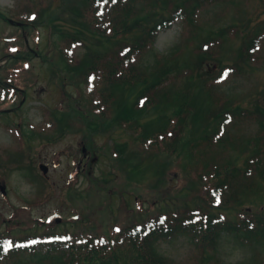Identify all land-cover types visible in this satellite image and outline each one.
<instances>
[{
  "label": "trees",
  "instance_id": "trees-1",
  "mask_svg": "<svg viewBox=\"0 0 264 264\" xmlns=\"http://www.w3.org/2000/svg\"><path fill=\"white\" fill-rule=\"evenodd\" d=\"M27 1L26 6L39 3ZM102 1L72 2L68 6L70 12L79 14L75 20L63 19V12L58 13L54 21H63L73 29L71 34H60L58 40L82 43L86 53L72 58L55 44L56 55L43 60L50 70L49 81L67 100L79 99L84 105L91 102L90 113L81 122L83 130L97 132L104 128L109 138L119 131L128 137L127 141L138 143L140 148L131 158L121 157L127 153L126 144H118L116 137L114 145L106 148L109 158L110 152L116 155L111 165L117 166L118 172L124 170L139 183L164 187L167 179L160 175L161 167L157 171L151 160L166 157L165 160L174 161L187 182L185 186L182 180L177 192L181 202L173 210L157 209L156 216H135L139 227L135 233V224L129 223L126 230L114 234L106 212L101 215L104 224L100 226L93 222L86 225L82 219L76 224L84 244L58 252L59 246L55 245L56 249L51 245L36 261H30V253L12 245L0 258V264H179L162 255L157 246L161 241L180 237L190 243L197 264H210L216 260V247L227 236L240 241L254 260L260 258L259 264H264V82L250 97L248 109L233 95L226 99L217 97L209 83L221 72L204 68L207 60H214L209 53L198 50L196 44L201 37L206 41L212 37L224 39L227 31L238 27L235 37L241 43L235 65H239L246 60L247 48L264 35V4L259 9V22H255L256 17H246L240 23L232 20L229 28L222 27V31L199 25L198 10L204 0ZM101 5L109 6V10ZM44 12L40 11L35 27L41 24ZM177 20L185 30L181 43L167 56L158 54L153 46L156 35ZM192 44L197 50L191 48ZM89 45L105 53L90 51ZM20 83L32 86L30 78L21 77ZM89 85L92 87L88 89ZM71 89L77 90L79 97L73 98ZM85 89L91 100L83 98ZM80 105L77 102L74 114ZM242 114L253 119L257 130L235 142L231 130L224 127L229 116ZM64 118L73 116L65 112L58 129L64 124L66 130L71 129L70 120ZM93 189L98 192L90 193L89 188L88 197L102 200V189ZM195 194L200 209L199 203L188 202L187 197L195 199ZM255 194L258 198L253 199ZM79 196L82 193L70 194L68 200L77 203ZM258 204L261 207L257 210L251 207ZM245 205L247 209L243 210ZM224 213L236 215L227 219Z\"/></svg>",
  "mask_w": 264,
  "mask_h": 264
},
{
  "label": "rangeland",
  "instance_id": "rangeland-1",
  "mask_svg": "<svg viewBox=\"0 0 264 264\" xmlns=\"http://www.w3.org/2000/svg\"><path fill=\"white\" fill-rule=\"evenodd\" d=\"M74 1L78 2V0H39L37 5L31 4L26 6L25 4H29L27 0H21L20 2L19 0H0V17L3 15V17L0 18L3 20H0V49L7 47L6 51H13V46H15V44H6L4 39L18 35L24 36V42L20 44L26 45L28 43L30 49L37 51L34 55L30 52L34 57L31 54H29V57L31 58L30 61L36 70L35 72H38L39 77L41 78V82H39L37 86L31 90V96L28 97L29 95H27L28 98L26 99V102L22 107L23 110L20 111L18 117H11L9 115H7V117L0 116V125L4 124L5 121L15 122L16 119H18L17 121H21L23 118V121L26 123L27 118L32 121V123L43 127L45 121L43 122L40 116L37 108L39 106L38 104L40 102H44L45 100V104H48L52 108L59 103L60 97L57 96L55 86L49 81L47 67L46 65H41L40 61L44 60V58L46 60L50 59L56 55L53 48L55 44H58L59 48L66 47L65 42L58 40L59 35L61 34L62 36H65V34H71L73 29L69 24H66L63 21L54 20L58 18L57 15L59 12H63V15L61 16L63 19H67L69 17L70 20H75L79 18V14L77 12H70V7H68ZM227 2L228 1L219 0L217 2L218 4L216 3L211 6L209 10H204V12L201 13L202 16H200V19L204 28H208V30L217 28L219 25L215 21L218 17L231 13L233 10L232 5L230 3L227 4ZM236 2H243L249 12H252L260 5L259 0H254V2L252 0H236ZM42 9H44L45 12L43 14V19H41V24L38 27H34L36 22H33L30 25L27 24L22 28L5 23L4 19L10 16H12V18L15 17L17 19L19 18L27 21L28 18L25 14L31 12L37 13ZM64 9H68V11H64ZM255 17L256 16L253 18ZM255 22H258V20H255ZM220 24L224 23L220 22ZM182 27L183 26L180 25V22H176L170 28L162 31L158 35L154 47L157 53L168 55L172 48L181 43L182 34H184ZM34 28H39V30L34 33ZM66 37H64V39ZM36 38L39 39L38 47H35L34 44V40H36ZM230 45L231 47H233L232 45L236 47V41L230 43ZM89 50L97 51L100 54L105 53L101 49H96L90 45ZM84 51V48L77 49L79 54H82ZM19 56H21V53ZM230 57L233 56L231 55ZM250 64L256 68L249 69L245 74L240 73L238 78L229 77L228 81L219 84V87H216L218 84H214L212 87L216 88V90H218V88L221 90H229V92H233L237 96L242 93L246 96L251 94L248 97L250 100V97L254 95L253 93L257 91V88H260L258 85L261 82H264V67L262 68L264 64V44L261 45L260 51L256 54V58L253 62H250ZM87 106L81 103L80 110L74 114L76 110L73 108H76L77 105L71 106V104H68V107H66V115H71L73 116V119L84 122V117L88 115ZM244 123L245 121H243L240 125L235 126L233 128V133L236 134L238 131L239 136L252 134L254 129H251L250 125H245ZM64 130L65 124L60 131L55 133L56 135L54 134V137L50 138L49 141L41 136L34 138L33 135L27 140L28 148L26 151L27 156L25 161L28 168L27 171L31 178L36 179V182L34 180L36 184V192L23 173L15 171L10 172L7 170L4 171L3 174L5 179H3L6 183L5 189L7 194L6 198H2L0 196V234H8L10 230L13 234H15L17 232L16 230L19 229L20 231H24L29 226H34V233L37 228H42L39 232H44L46 228L53 229L56 227L55 230H53L55 233L62 235L66 233L77 234L79 233V230L75 231L77 229L76 223L80 222L82 219L86 225L90 222L95 223L97 226L103 225L104 222H101V215L103 211L106 213L112 211L116 217L123 218L124 221H121L120 224L124 226L127 221V214L137 212L136 210H138L140 206L143 207L142 210L146 213H154L157 208L161 207L160 203L163 200H168L170 198L172 200L168 202L169 206L166 204L162 205L165 211L167 209L173 210V207L179 206V202H181L182 198L177 196V192L179 191L178 189L181 188L180 183H182L183 174L182 170L178 167V165H175V162L171 159L167 158L165 160L166 157H160V159L151 160L154 162V166L157 168V171L160 170L161 167L159 173L162 177H166L167 179V184H165L164 187H160L159 184L154 183H139L136 182L137 180L134 178L130 179L123 172L124 170L118 172V170L115 169L117 166L111 165L114 163L109 160L106 150V148L108 149L106 145H109L108 141L114 140L116 137L115 140H118V144H126L125 152L127 153L121 157L126 158L129 156L131 158L140 148L138 143L137 146L130 139L127 141L128 137L119 131L114 133L111 138H109V134L104 133V128L93 134H91L87 129L76 134L73 131L68 134H64ZM5 137L9 140L8 144L10 142L14 144L11 137ZM81 143L90 147L97 156L93 163H90L89 161L86 163L85 170L87 172L81 174L80 176L78 174L77 183H75V179L70 178L71 176H69L74 171V169H70V153L73 152L74 155L78 156L83 146ZM60 151L65 152V155H62L60 164L55 165L53 164L52 159L55 158L54 154ZM103 153L106 157L102 156ZM40 165L49 166V169H47V179L44 180L49 181L48 184L51 186V188L46 186L49 190L48 195L44 194L45 184L43 185L44 181L40 178V174H42L39 170ZM134 169L138 170L137 167ZM68 183H71L69 187L67 186ZM74 183L75 185L71 187ZM42 185L44 191H40L39 187ZM183 185L187 186V182L184 180ZM93 187L99 190L102 189L101 194L103 195H100L101 199L109 198L108 196L113 198L112 204H108V202L104 203L99 197L89 198V193H86L89 188L90 193L98 192L94 190ZM79 193H82V196L78 197L81 199H79L77 203H72L68 200L70 194L78 195ZM196 194L195 199L191 196L187 198H189L190 202L199 203L200 205V201L196 200ZM37 195L41 197L38 198L36 197ZM136 197L140 199H135ZM252 198L256 199L258 198V195L255 194ZM94 200L97 204L92 203ZM125 202H128V207L124 204ZM246 205L243 207V210L247 209L245 208ZM251 207L254 210H257L261 207V204L252 205ZM23 208H27L26 211H28V213H25L22 218H19L14 224L8 226L7 221L13 220L18 213L17 211L22 210ZM263 210L264 208L261 209V211ZM57 214L62 218L58 224L54 222L51 226L44 227L45 223L38 221L40 218H43V220L49 218L50 220H53ZM76 214L80 217L78 221H75L74 219V215ZM224 214L227 219H234L236 215V213L231 215L228 213ZM2 215L4 217H1ZM116 220L117 219L114 218V221ZM28 230L33 233V231L29 228ZM240 244V241L235 240L233 237H224L217 247L216 258H214L216 260H213L210 264H259L260 258L254 260L252 258V253ZM40 250L41 254L45 251L43 249ZM157 250L162 255L173 259L179 264H195V261H193L192 258V247L190 246L188 240L183 237L175 239L171 242H162L157 247ZM33 260L36 261L37 259L30 257V261Z\"/></svg>",
  "mask_w": 264,
  "mask_h": 264
},
{
  "label": "snow or ice",
  "instance_id": "snow-or-ice-1",
  "mask_svg": "<svg viewBox=\"0 0 264 264\" xmlns=\"http://www.w3.org/2000/svg\"><path fill=\"white\" fill-rule=\"evenodd\" d=\"M112 2L113 3H115L116 2V0H112ZM34 18V17H33ZM227 75V72H225V74H224V76H226ZM224 77L222 76L221 77V79H223ZM220 201H219V197H217V203H219Z\"/></svg>",
  "mask_w": 264,
  "mask_h": 264
}]
</instances>
